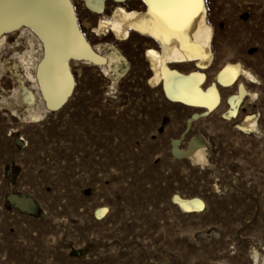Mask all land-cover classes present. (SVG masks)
I'll use <instances>...</instances> for the list:
<instances>
[{
	"label": "rangeland",
	"instance_id": "obj_1",
	"mask_svg": "<svg viewBox=\"0 0 264 264\" xmlns=\"http://www.w3.org/2000/svg\"><path fill=\"white\" fill-rule=\"evenodd\" d=\"M36 1L28 0L31 12ZM71 1L98 59L70 61L73 91L64 104L55 105L68 86L55 63L64 48L52 45L41 72L46 51L35 31L1 36L0 264H264V0H205L215 58L206 86L226 63L239 62L256 77L246 84L255 98L229 121L223 116L236 87L220 88L219 108L188 130L204 110L170 101L150 84L153 41L95 36L100 15ZM115 6L108 0L105 14ZM126 6L143 9L139 0ZM98 45H113L122 61L108 63L110 48ZM28 54L33 76L55 74L52 107L22 66ZM251 114L258 131L246 134L237 125ZM183 134L181 149L192 138L206 146L205 166L172 155ZM175 195L205 206L184 214Z\"/></svg>",
	"mask_w": 264,
	"mask_h": 264
},
{
	"label": "bare ground",
	"instance_id": "obj_2",
	"mask_svg": "<svg viewBox=\"0 0 264 264\" xmlns=\"http://www.w3.org/2000/svg\"><path fill=\"white\" fill-rule=\"evenodd\" d=\"M77 1L82 3L91 13L100 15L96 25L92 28V33L95 36L107 37L109 35L114 40L123 42L129 40L133 34H136L153 41L155 47L149 48L146 52V61L152 71L150 84L152 86H161L165 97L170 101L178 102L194 109L204 110L202 113L193 115L187 124V130L193 122L219 108L221 104L220 88L231 89L236 87V93L227 98L229 109L223 116L229 121L238 117L239 110L248 97L255 98V94L247 89L246 84H254L256 77L239 62L226 63L217 72L215 81L206 86L208 81L206 71L213 67L215 58L213 55L214 29L208 21L205 0L199 14L179 34L169 33L158 27L157 16L154 14L151 0H139L143 9H128L126 2L129 0H112L117 6L112 9L109 15L105 14L108 0ZM36 3L37 8H35L34 12L22 14L19 18L10 20L1 27L0 38L2 39L0 47L3 45V37L1 36L6 33V30L10 32L22 29L35 31L41 41H43L46 51L45 60L40 65L41 72L43 68L48 67L52 60L54 54L52 53V45L57 43L64 48L62 55L55 60L56 65L60 67L68 82L65 95L55 104L59 106L65 103V96H69L73 91V77L69 71L70 61L74 59L97 60L98 56L80 30L71 0H50L47 2L38 0ZM48 15L53 19L52 25H56L58 31H54L52 25L47 21L48 19H45L48 18ZM106 47L111 50V53L107 54L109 55L108 63L115 62L117 65L118 62L122 61V56L113 45H98L97 49L101 52ZM33 59L34 54L22 56V66L27 71L28 79L33 82L37 80L36 82L41 83L47 103L52 107L55 74H53V77L51 71H46L45 77H42L41 73L38 77L33 76L31 68L36 64ZM189 66H193L195 69L188 73L180 70L182 67ZM109 69L106 68V71L108 72ZM117 69L116 66L114 71L119 77L121 74L116 71ZM257 121V115H247L240 121L237 128L243 133L252 134L258 131ZM183 137L184 134L178 140L173 141L171 147L172 155L186 159L194 166H205L208 163L206 146L197 138H192L187 147L181 149L179 146ZM172 202L184 214L199 213L205 206L204 202L197 197L182 198L179 195H175ZM104 213L105 209H102L98 211L97 215L101 216Z\"/></svg>",
	"mask_w": 264,
	"mask_h": 264
},
{
	"label": "snow or ice",
	"instance_id": "obj_3",
	"mask_svg": "<svg viewBox=\"0 0 264 264\" xmlns=\"http://www.w3.org/2000/svg\"><path fill=\"white\" fill-rule=\"evenodd\" d=\"M204 0H151L160 29L179 34L203 8Z\"/></svg>",
	"mask_w": 264,
	"mask_h": 264
},
{
	"label": "crops",
	"instance_id": "obj_4",
	"mask_svg": "<svg viewBox=\"0 0 264 264\" xmlns=\"http://www.w3.org/2000/svg\"><path fill=\"white\" fill-rule=\"evenodd\" d=\"M27 12L31 13L28 0H0V29L6 22Z\"/></svg>",
	"mask_w": 264,
	"mask_h": 264
}]
</instances>
